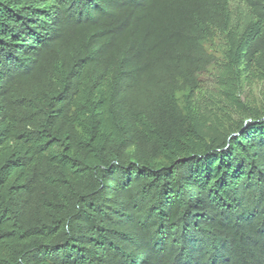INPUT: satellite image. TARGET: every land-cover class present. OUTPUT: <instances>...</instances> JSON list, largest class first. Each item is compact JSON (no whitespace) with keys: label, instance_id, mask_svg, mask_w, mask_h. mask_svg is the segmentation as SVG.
Segmentation results:
<instances>
[{"label":"trees","instance_id":"1","mask_svg":"<svg viewBox=\"0 0 264 264\" xmlns=\"http://www.w3.org/2000/svg\"><path fill=\"white\" fill-rule=\"evenodd\" d=\"M255 86L264 0H0V264H264Z\"/></svg>","mask_w":264,"mask_h":264},{"label":"rangeland","instance_id":"2","mask_svg":"<svg viewBox=\"0 0 264 264\" xmlns=\"http://www.w3.org/2000/svg\"><path fill=\"white\" fill-rule=\"evenodd\" d=\"M199 79L201 81H203V83L205 84H211V80H210V76L208 74H202L200 75ZM264 91V87L262 86H255L253 89H252V97L253 99H256V100H259V96H262V92ZM249 98H252L251 97V92L248 93L247 95ZM256 103L259 104V101H257Z\"/></svg>","mask_w":264,"mask_h":264}]
</instances>
